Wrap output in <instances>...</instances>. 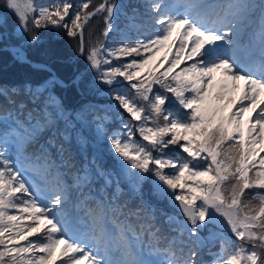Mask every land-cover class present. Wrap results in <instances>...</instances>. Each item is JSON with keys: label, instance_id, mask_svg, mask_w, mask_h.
<instances>
[{"label": "snow or ice", "instance_id": "6c2138e0", "mask_svg": "<svg viewBox=\"0 0 264 264\" xmlns=\"http://www.w3.org/2000/svg\"><path fill=\"white\" fill-rule=\"evenodd\" d=\"M0 4L16 15L18 37L38 42L36 30L63 29L95 72L88 87L109 86L123 109L109 133L114 106L103 116L92 105L67 108L55 74L0 86V264H264V0H141L123 12V28L115 0ZM101 14L103 39L89 32L86 47V27ZM113 31L120 39L106 43ZM12 51L30 63L23 44ZM118 78L129 86L112 88ZM172 98L187 111L166 107ZM92 125L93 147L107 140L113 168L96 154L77 165L73 147L83 153ZM146 181L184 219L159 222ZM82 208L87 222L73 215ZM209 224L221 231L201 237Z\"/></svg>", "mask_w": 264, "mask_h": 264}, {"label": "trees", "instance_id": "16d2710c", "mask_svg": "<svg viewBox=\"0 0 264 264\" xmlns=\"http://www.w3.org/2000/svg\"><path fill=\"white\" fill-rule=\"evenodd\" d=\"M45 2H46V0H45ZM73 3L75 4L76 0H73ZM130 5L139 6L140 4H139L138 0H128L127 2H122V4H121L122 7L120 9V15H119V18L117 20V24L119 25L120 28H123L125 23H126L123 12L130 10V8H129ZM141 11L143 12V8H141ZM86 31H87V27L85 30V35L87 34ZM60 32H61V35H59L57 37H58L59 42L62 43V48H61V51L58 55H53L50 58L49 56L47 57V55H45V52H42L41 50L38 49L37 54H33L32 51L30 50L26 56L32 61H37V62L40 61V62H44L45 64L49 65V67L54 71V74L57 78L59 77L61 79H66L68 81H71L73 78H75V76H78L79 74L84 72L86 67H84L83 69L78 70L74 73H69L71 67L77 68V66L82 63L84 56H76V43L77 42L74 41L71 43V42H69V38L67 37L69 45L67 43H64L65 37L63 36V34H65V31L63 29H60ZM87 37L85 36L86 47L88 46ZM100 39H103L102 33L100 35ZM119 39H120L119 33L116 31H113L112 33H110L108 40L105 42L106 43H114V42L118 41ZM3 45H13L15 47L14 44H10V41L8 40V38L5 40H2V42H0V50H5L4 48H2ZM36 48H38L37 45H36ZM6 51H8V50H6ZM9 54L19 65L25 66V68L28 69L27 72L23 71V76L26 77V74L29 75L30 77H27L29 81L19 80V78L18 79H14V78L12 79V78L0 76V86H3V85L15 86V85L23 84L25 82H30L33 84L42 82L43 80H41V78L39 77V75L36 73L35 70H45L46 72L50 73L49 74L50 76L53 74V72L49 69L46 70L44 68L31 66L29 63L21 62V61L17 60L16 58H14L12 56V54L10 52H9ZM131 59H132V57L122 58L121 62H128ZM55 63H59L60 67L57 66ZM113 63H116V61H113ZM183 66L184 65H182L181 67H183ZM60 68H61V71H60ZM65 76H68V77L64 78ZM46 78L47 77H45L44 79H46ZM119 80H121V83L114 84L111 87L117 88V89H124V88H127L129 86L127 81H123V79H119ZM73 86H74L73 84L68 83L67 87H65V88H62L59 85H57L54 88V92L61 97L64 105L67 108L78 109L81 105V102L83 101L85 103L84 106L92 105V106L96 107L97 109H99L98 114L103 116V115H105V109H107L110 105H112L114 107L110 111L107 112V115H109L111 117V119L109 122H107L105 124V127L109 133L115 129L120 128V121L117 118L116 113H117V111L123 112V109L119 108L118 102L111 99L106 94L107 92L106 93H99L97 87L95 86V87L90 89L93 92L92 95H90L88 92H87L88 94H86L85 90L80 88L82 90V92L85 94V97H83L84 94L81 91L79 92L78 90H77L78 91L77 92ZM69 87L74 88V90H73L74 93H71V91H70V97L63 99L61 92L65 93L63 91H65L66 88H69ZM106 89L108 91L109 86H107ZM153 91L154 92L160 91L161 94H164L162 89H155V90L153 89ZM169 97H171V96H169ZM165 106L174 110V111H180L178 105H176L173 102V98L169 101H166ZM124 116H125V118L130 119V117L128 116L127 113H124ZM133 123L135 124L136 122L133 121ZM88 131L89 132H86V131L85 132L87 133L88 136L90 135V137H91L90 139L88 138L90 143L85 147L83 153L80 152V150L78 148H76L75 146L73 147V151L75 152V159H76L77 165L78 166L83 165L85 163V157H87L90 160L92 158V156L94 154H96L97 163L100 164L101 167L113 168L114 166H112L110 162L113 160L115 163V159H114L113 155L111 154V152L109 151V144H108L107 140L106 139L103 140L104 145L101 144V148L95 150L96 148L93 147V144L95 143V125L90 126V128H88ZM136 138L139 139L138 134L136 135ZM166 151H168L170 153H175V152H178L181 150L178 148V146H173V147H170L169 149H167ZM183 155L186 156L187 154L184 153ZM53 159H56V158L53 157ZM168 171H170V170L168 169ZM100 183H102V181L98 182L96 185H94V187L98 188L100 186ZM121 186L124 187L125 189H127L126 185L122 184ZM252 191H256V190L246 191L245 196H244L245 201L250 199ZM143 196H144L145 200H147L150 204L155 206V208L157 210L156 214L158 217V221L159 222L166 221L167 216L169 215L166 210L169 209V207L166 206L163 201L162 202L158 201V200L150 197L149 195H148L149 197H146L143 193ZM82 210H84V212L87 211L86 208H82ZM13 214H15V213L13 212ZM166 227H167V225L165 224V228ZM216 230L221 231V229H219L218 227L216 228ZM226 234L229 236H232V238L234 237L232 234L228 233L227 231H226ZM208 235H209V232L206 235L203 233V231L200 232L201 237L207 238ZM33 239H35V238H33ZM212 251L215 252L216 248H213ZM201 255H202L203 260L206 262L210 261L212 259V257L208 253L207 248H205L202 251Z\"/></svg>", "mask_w": 264, "mask_h": 264}, {"label": "rangeland", "instance_id": "374dc122", "mask_svg": "<svg viewBox=\"0 0 264 264\" xmlns=\"http://www.w3.org/2000/svg\"><path fill=\"white\" fill-rule=\"evenodd\" d=\"M127 1L128 0H115V2L117 4H119V5H121L122 2H127ZM100 2H101V0H93V4H99ZM5 16H6V19H7V23H6V26L0 25V32H7L8 40L10 41V44H14L15 46H20V45L23 44V51H24V53H26V55L29 53L30 50L32 51L33 54H37L38 49L41 50L42 52H45V55H47V57L49 56L50 58H51V56L58 55L60 53L61 48H62V43L59 42L58 37H57V36L61 35L60 29H55V28H52V27L38 29L36 31H37L38 36L40 37L39 41L38 42H31L29 40L28 35H24L23 37H18L17 35L14 34V29H15L16 25L18 24L17 17L14 14V12H12L10 10H7L6 8L3 7L2 4H0V18H3ZM104 27H105V25H104L103 15L102 14L101 15H97V16L93 17L89 21V24L87 26V31L86 32H87V34H89V32H91L93 34L94 39H96V38L100 39V35L103 32ZM87 34L85 35L86 37L88 36ZM63 36L65 37L64 43H67L69 45L66 33L63 34ZM25 41H27V43H25ZM74 41L75 40L69 39V42H71V43L74 42ZM0 42H2V41H0ZM36 45L38 46V48H36ZM38 62H40V61H38ZM42 63H44V62H42ZM55 64L60 67L59 63H55ZM166 66L167 65H165V67ZM84 67H86L84 72L79 74V75H82V77H83L81 82H80V84H79V86L73 84L74 85L73 87L75 88L76 91L78 90L79 92L80 91L82 92L81 89H84L86 94L89 93L90 95H92L93 92L90 90L91 88H89L88 85L92 81V78L95 75V72L89 68L88 62L86 60V54L84 55L82 63L80 65H78L77 68L71 67L69 73H74V72H76L78 70L83 69ZM161 70H163V69H161ZM177 70H179V69H177ZM23 71L27 72L28 69L25 68V66L19 65L11 57V55L9 54L8 51L0 50V76L7 77V78H12V79L13 78L14 79H18L19 78V80L29 81L27 77H30V76L27 75V74H26V77L23 76ZM35 71L39 75L41 80H44L45 77L48 78L50 76L49 75L50 73L46 72L45 70H35ZM60 71H61V68H60ZM66 77H68V76H65L64 78H66ZM58 79L64 81V83L66 85L68 83L72 82V80L68 81L66 79H61L59 77H58ZM118 79H123V78H118ZM96 87H97L99 93H106L107 92V89H106L107 85L97 84ZM74 88L69 87V88H66L65 91H63L65 93L61 92V95H62L63 99H66V98L70 97V91H71V93H74L73 92ZM133 92H134V90H133ZM167 95L171 96L170 93H168ZM83 97H85V94L83 95ZM173 102H174V98H173ZM84 104L85 103L82 101L80 107L84 106ZM85 131L89 132L88 128L84 129V135L87 138L90 139L91 138L90 135L88 136ZM101 144L104 145V142L101 141L100 144H99V147L96 148L95 150L100 149L101 148ZM170 147H173V146H169V148ZM261 155H264V153H261ZM110 163H111L112 166H115L116 162L114 163V161L112 160ZM165 171H168V169H166ZM143 193H144V195L146 197L150 196V197H152V198H154V199H156L158 201H161V202L163 201L164 204L169 207V209L166 210L169 215H173L174 214V215H177L180 219H184V217H183L182 213H180L179 209L176 208L172 203H170L167 198L159 199L155 195L152 194L151 182L150 181H146L144 183ZM209 229H211L213 231H218V230H216V225H213V224H209L208 227L203 229L202 231L206 235V234H208ZM225 231H227L228 233L232 234L228 230H225Z\"/></svg>", "mask_w": 264, "mask_h": 264}, {"label": "water", "instance_id": "95a60500", "mask_svg": "<svg viewBox=\"0 0 264 264\" xmlns=\"http://www.w3.org/2000/svg\"><path fill=\"white\" fill-rule=\"evenodd\" d=\"M6 46H7V50L12 54L13 57H15L14 54H13V51H12V47H14V46L13 45H3V48H6ZM27 60L30 61L29 64L31 66L44 68V67H41L43 65V66H46V69L51 70V68L47 64H44V63H41V62L32 61V60H29L28 58H27Z\"/></svg>", "mask_w": 264, "mask_h": 264}]
</instances>
